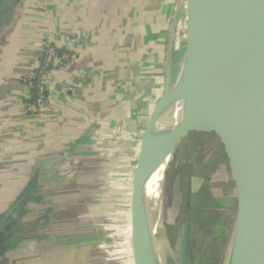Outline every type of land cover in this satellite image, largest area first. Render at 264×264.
<instances>
[{
	"label": "crops",
	"instance_id": "1",
	"mask_svg": "<svg viewBox=\"0 0 264 264\" xmlns=\"http://www.w3.org/2000/svg\"><path fill=\"white\" fill-rule=\"evenodd\" d=\"M16 1L0 28V212L31 181L32 202L23 205L19 221L39 228L43 219L54 218V231L62 214L47 204L74 196L65 193L69 179L63 167L74 164L69 153L77 158L85 147L101 149L108 136L116 146L119 137L137 135L141 141L163 93L171 22L180 0ZM186 19L177 26L179 37L187 32ZM47 43L63 61L48 72L49 108L31 112L26 104L32 89L23 77L38 69ZM136 108L141 111L133 118H145L139 133L129 130V114ZM133 177L132 171V191ZM40 197L48 208L38 203ZM52 235L28 236L0 264L75 262L64 253L66 239L60 233L49 239Z\"/></svg>",
	"mask_w": 264,
	"mask_h": 264
},
{
	"label": "water",
	"instance_id": "2",
	"mask_svg": "<svg viewBox=\"0 0 264 264\" xmlns=\"http://www.w3.org/2000/svg\"><path fill=\"white\" fill-rule=\"evenodd\" d=\"M15 5L16 0H0V28ZM184 15L187 32L179 37L177 26ZM230 89L236 93L240 116L235 123L242 128L245 160L238 210L222 264H264V0H180L177 5L163 93L144 126L133 166L136 264L171 260L187 264L191 192L173 243L162 209L166 172L195 116ZM32 185L24 183L0 212V259L11 251L5 243L16 234Z\"/></svg>",
	"mask_w": 264,
	"mask_h": 264
},
{
	"label": "rangeland",
	"instance_id": "3",
	"mask_svg": "<svg viewBox=\"0 0 264 264\" xmlns=\"http://www.w3.org/2000/svg\"><path fill=\"white\" fill-rule=\"evenodd\" d=\"M37 71L23 77L24 81H32ZM45 74L41 81L47 80L48 74ZM44 87L47 96V83L42 84ZM33 96L26 104L31 112L43 113L49 108L48 96L46 100L40 98L38 109ZM235 96V91L230 89L195 116L166 172L162 209L173 243L185 219L187 193L191 192L187 264H222L230 239L245 160L242 128L235 123L240 116ZM222 101L224 106L219 109ZM139 111L136 108L129 114L130 131L141 130L138 125L145 118H133ZM131 137H119L118 146L112 145L111 139L103 145V150L85 147L77 158L76 152L69 153L74 164L63 167L67 171L66 179L69 178L65 192L80 194L78 200L74 197L69 201L70 206L76 205L79 216L72 217L70 225L58 220L57 225L61 226L49 231L54 237L60 233L67 239L62 246L64 253L76 259L75 262L69 259L67 264H128L130 259L129 263H133V256L128 259L131 250L128 253L129 245L125 242L130 234H125L124 228L130 220L127 218L131 213L130 179L140 140L137 135ZM32 226V229L26 226L23 233L38 236L48 232L43 227ZM170 264L177 263L171 260Z\"/></svg>",
	"mask_w": 264,
	"mask_h": 264
},
{
	"label": "flooded vegetation",
	"instance_id": "4",
	"mask_svg": "<svg viewBox=\"0 0 264 264\" xmlns=\"http://www.w3.org/2000/svg\"><path fill=\"white\" fill-rule=\"evenodd\" d=\"M67 195H68V193L67 192H65ZM29 202L31 201L32 202V195H31V192H30V194H29ZM67 197V196H66ZM39 199V198H38ZM64 200V199H63ZM62 200V201H63ZM54 201V200H53ZM56 201V203L58 202V201H61V199H60V197H58L57 198V200H55ZM70 199L69 198H67V199H65L63 202H58L57 204L55 203V205H54V203H52V204H47L50 208L52 207L53 209H54V211L55 210H59L61 213L60 214H62V215H60V217H59V220H61V216L63 217V221H64V223L66 224V225H70V221H71V219H70V216H69V214H67V212H66V208L68 207V206H70ZM39 204H43V205H41L42 207H43V209H45V208H48V207H46L45 206V204H44V198L43 197H40V199H39V202H38ZM22 209H21V211H22V214L23 215H25V211H26V209H25V206H22L21 207ZM44 211V210H43ZM43 216H45V214L43 215ZM37 222H38V220H39V218H38V216L37 217H33ZM55 218H56V216H55ZM33 219V220H34ZM55 219L53 218V220L51 219V222L49 221V223L48 222H46L47 220H44L43 219V224L44 225H42V226H40V228H42V227H44V229L47 231L48 230V232L50 231V228H51V226H52V224L51 223H54L55 221H54ZM41 221V219L39 220V222ZM51 225V226H50ZM26 226H28L30 229H32L34 226H32V224H24L22 221H19V222H17V234H15V235H12V236H10L7 240H6V243H5V245H7L8 246V248H9V250L11 249V251H13V250H15V249H17L18 247H20V245H21V243H22V241L23 240H25V238H27L28 237V235H25V233H23L24 231H25V228H26ZM48 227V228H47ZM38 229V228H37ZM43 229V230H44ZM44 230V231H45ZM54 236H51L49 239H52ZM66 239V238H65ZM65 241H67V239L65 240ZM10 251V252H11ZM19 251V250H18ZM5 252H7V251H5ZM15 252H17L16 250H15ZM49 255V254H48ZM6 255L4 254L3 256H2V258L3 257H5ZM0 261H1V259H0Z\"/></svg>",
	"mask_w": 264,
	"mask_h": 264
},
{
	"label": "built area",
	"instance_id": "5",
	"mask_svg": "<svg viewBox=\"0 0 264 264\" xmlns=\"http://www.w3.org/2000/svg\"><path fill=\"white\" fill-rule=\"evenodd\" d=\"M62 61L63 58L59 55L57 48L49 43L45 44L42 59L38 67L39 71H37L36 77L33 78L32 81L26 82L32 89V96L35 95L34 104L36 103L35 106H37L36 107L37 109L38 107H40V103H41L40 98H43L44 100H46L47 98L46 87L42 88V84H44V86L46 85V81H41L42 74L44 72L48 74V72L51 70V67H53L56 62H62Z\"/></svg>",
	"mask_w": 264,
	"mask_h": 264
},
{
	"label": "trees",
	"instance_id": "6",
	"mask_svg": "<svg viewBox=\"0 0 264 264\" xmlns=\"http://www.w3.org/2000/svg\"><path fill=\"white\" fill-rule=\"evenodd\" d=\"M109 139H111V137L110 136H108L107 138L105 137V141H104V144L105 143H108L109 142ZM104 148H101V150H103ZM69 179V178H68ZM131 181H130V185H131V187H130V185H129V187H130V192H131V197H132V179H130ZM66 183H69L68 181H66ZM68 191V190H67ZM69 194H71V192H68ZM30 194V193H29ZM28 194V195H29ZM73 194H74V196H73V198L72 199H79V197H80V194L79 193H74L73 192ZM30 196H28V198H29ZM75 197V198H74ZM29 200V199H28ZM24 203V202H23ZM26 203V202H25ZM24 203V204H25ZM23 204V205H24ZM78 204H79V202H78ZM22 205V206H23ZM75 207H72V206H68L67 208H66V212H67V214H69V216H70V219L72 220V217H76V216H79V213H78V211H77V207H76V205H74ZM130 208H131V201H130ZM127 218H130V220H129V224L128 223H126L125 224V228H124V232H125V234L127 233V234H130L129 235V239H127V240H125V242H126V244H127V246H128V253H130L131 252V255L130 254H128V256H129V258L128 259H130V257L131 256H133V263L132 264H136V259H135V256H134V246H133V237H132V230H133V228H132V216H131V213L128 215V217ZM128 221V220H127ZM17 233V232H16ZM124 234V235H125ZM129 249L131 250L130 252H129ZM126 254H127V251H126ZM131 261V259L130 260H128V264H130L129 262Z\"/></svg>",
	"mask_w": 264,
	"mask_h": 264
},
{
	"label": "bare ground",
	"instance_id": "7",
	"mask_svg": "<svg viewBox=\"0 0 264 264\" xmlns=\"http://www.w3.org/2000/svg\"><path fill=\"white\" fill-rule=\"evenodd\" d=\"M153 195H155V194H153Z\"/></svg>",
	"mask_w": 264,
	"mask_h": 264
}]
</instances>
